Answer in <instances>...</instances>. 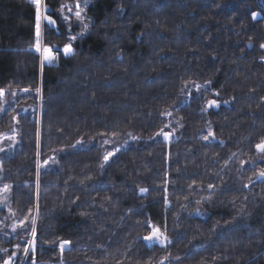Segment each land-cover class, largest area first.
I'll list each match as a JSON object with an SVG mask.
<instances>
[{
	"label": "trees",
	"instance_id": "16d2710c",
	"mask_svg": "<svg viewBox=\"0 0 264 264\" xmlns=\"http://www.w3.org/2000/svg\"><path fill=\"white\" fill-rule=\"evenodd\" d=\"M45 2L57 27L44 22L43 45L62 49L69 24L59 9L77 0ZM87 15L94 27L77 55L54 51L57 62L41 70L34 7L0 0V139L17 140L0 152V187L13 185L0 209V264L13 252L14 264H32L30 235L16 238L11 225L35 214L36 161L54 155L39 177V264H60L57 238L72 242L64 264H264V183L254 177L264 169L255 149L264 138V0H94ZM210 130L214 139L203 140ZM209 183L212 200L197 205ZM148 221L166 228L167 248L143 240Z\"/></svg>",
	"mask_w": 264,
	"mask_h": 264
},
{
	"label": "snow or ice",
	"instance_id": "6c2138e0",
	"mask_svg": "<svg viewBox=\"0 0 264 264\" xmlns=\"http://www.w3.org/2000/svg\"><path fill=\"white\" fill-rule=\"evenodd\" d=\"M94 2V0H86L83 7H81L80 3L77 0V3L75 5V10L70 5H62L59 9L60 16L62 17L63 21L67 22L69 24V35L67 37V42L64 44L62 49H53L52 47L44 46L42 42V36H43V30H44V22H47V26L55 29L57 27V20L53 18V16L50 14V9L47 7V4L45 0H27V3L34 7L35 9V36H34V42H33V48L31 50H34L36 53L40 56V63H41V70H43V66L45 64L47 65H53L58 59V55L54 54L55 52H62L64 58H71L75 55H77V49L75 48V43L78 40H83L86 35L90 33V29L94 27V22L92 19L87 15V10L89 9V6ZM67 9V13L66 10ZM71 14V16L69 15ZM257 13H252V18L256 19ZM71 17H74L75 23L81 28V31L78 33V35H72V24L73 21ZM261 49H264V44L260 45ZM200 85H196L197 90L200 89ZM27 91V90H26ZM6 93L3 90H0V100H2L5 97ZM13 96H16V93H12ZM214 95H219V93H214ZM264 100V98H262ZM226 103V102H225ZM207 108H213L218 107V102L216 100H209L207 102ZM4 109L0 107V111H3ZM162 115L171 116L172 112L165 111L162 113ZM13 120H16V117H13ZM169 125L165 124L164 127L167 128ZM182 127V125H181ZM62 131V130H58ZM103 135V133H101ZM115 135V134H113ZM157 135H162L164 140L171 143V137L173 133L164 132L161 130V132L157 133ZM212 137L214 139V133L210 130L207 135L203 136L202 139L205 141H209V138ZM6 140L10 141V143L7 145V149L3 146H0V152H5L6 150H12L14 146L17 144V140L14 136L11 137H5ZM133 140L138 139L137 137H132ZM77 144L80 143V141L76 142ZM104 144H108L109 142L105 140L103 142ZM222 143V142H221ZM41 147L40 143V132L37 131V157L41 155L39 149ZM75 147V145H73ZM255 149L258 153L264 154V138H261L258 143L255 145ZM55 151V150H54ZM63 151V149H61ZM120 151L119 148H117L115 151H107L106 154L103 156V163L99 165L101 170H104L107 165H109L112 162V158L116 156V154ZM236 154L233 153V156ZM49 161H51L53 164H56L57 157L54 155L50 157L48 160H44L42 163L37 159L36 161V185H35V214H33L32 208L28 209L27 215H25L22 219L16 220L11 225V233L15 235L16 238H19L20 236H31V239L27 241V243L23 247V253L25 258L31 255L32 264H39L38 260L36 259V237H37V222L41 219L40 217V209H39V199H40V188L41 183L39 180V177L43 174L41 172V169L49 164ZM244 162L241 161V166L243 167ZM227 166V163L225 164V167ZM3 169L0 167V172H2ZM254 177L256 181H260L264 183V169H260L258 172L254 173ZM4 177L0 176V181H3ZM69 179H72V177H69ZM85 179L91 180V176H87ZM253 177H248V183L244 184V188H248L250 184H252ZM81 183H84L82 180ZM165 185L168 184L167 177L164 181ZM195 183V181H193ZM215 185L212 183H209L207 185L208 194L204 197H202L201 200H196L195 203L197 205H200L203 201L210 202L213 198V189ZM189 188L192 189V185H189ZM13 191V185L9 183H4L2 187H0V208L8 207L9 201H10V193ZM149 191L147 188H139V193L141 195L146 194ZM165 197H164V203L165 206H168V196L167 187L164 188ZM186 200L188 197H184ZM31 199V198H30ZM79 199V197H77ZM105 199H109V197H105ZM247 199V197H245ZM75 201H73L74 203ZM183 207H187V205H183ZM131 211V210H129ZM196 215H203V213L200 212V209L197 208L195 210ZM15 215V214H12ZM81 216L86 215V213L81 212ZM147 227L150 229L147 235L143 236V240L149 242L151 245L152 243L159 244L161 248H167L168 245L172 243L171 240H169L166 228L162 230L159 226L152 224L151 221L147 222ZM19 229V231H18ZM53 244H56V246L59 249L60 254V264H64L63 261V254L67 250L70 249L71 241L67 239H59L52 241ZM20 245L17 244L16 248L20 249ZM103 245H97V248H103ZM4 252H7V249L4 250ZM17 255L16 252L11 253V255L7 256V258L3 259L2 264H13V257ZM91 259V258H89ZM215 259V257L213 258ZM168 260L167 257H163L160 259L158 264H166V261ZM148 264H151V260L148 261Z\"/></svg>",
	"mask_w": 264,
	"mask_h": 264
},
{
	"label": "rangeland",
	"instance_id": "374dc122",
	"mask_svg": "<svg viewBox=\"0 0 264 264\" xmlns=\"http://www.w3.org/2000/svg\"><path fill=\"white\" fill-rule=\"evenodd\" d=\"M257 17H258V14H257L256 18H257ZM42 37H43V36H42ZM54 54L57 55L55 52H54ZM39 57H40V56H39ZM56 62H57V61H56ZM56 62H55V63H56ZM55 63H54V64H55ZM40 64H41V63H40ZM0 141H1V142H4L5 144L7 143V140H6L5 138L0 139ZM0 146H1V145H0ZM6 147H7V146H6ZM3 208H4V207H3ZM0 209H2V208H0ZM0 222H1V219H0ZM30 239H31V236H30ZM30 239H29V240H30ZM146 242H147V241H146ZM147 243L149 244V242H147ZM153 244H155V243H152L151 245H153ZM149 245H150V244H149ZM157 245H159V244H157ZM15 258H16V256L13 257V264H14V262H15Z\"/></svg>",
	"mask_w": 264,
	"mask_h": 264
}]
</instances>
